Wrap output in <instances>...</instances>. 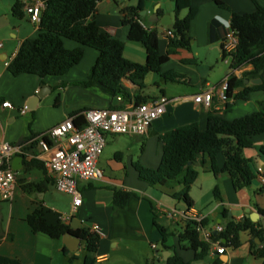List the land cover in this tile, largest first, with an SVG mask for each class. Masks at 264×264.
<instances>
[{
    "label": "crops",
    "instance_id": "obj_1",
    "mask_svg": "<svg viewBox=\"0 0 264 264\" xmlns=\"http://www.w3.org/2000/svg\"><path fill=\"white\" fill-rule=\"evenodd\" d=\"M17 0H0V101L12 102L15 109L0 108V141L20 144L31 135V130L37 134L45 133L51 126L63 121L74 111L82 109H113L114 105L129 107L133 102L120 99L116 104L113 98L105 94L99 87H84V81L98 58L99 52L91 47H85L81 62L72 67L63 76H48L42 78L34 74L14 76L8 70L10 63L26 38L38 36V26L26 13L23 18L13 14V5ZM28 2V0H20ZM138 0H102L96 12L90 19L95 20L100 29L125 43L124 57L132 62L145 64L147 52L145 46L128 38L129 27L122 23L125 7L136 5ZM234 11L244 14L255 9L252 0H222ZM197 8L191 24L193 37L191 49H180L161 67V72L175 70L183 75L187 86L175 89L177 82L166 81L158 73H149L143 95L157 98L166 96L171 101L166 105L164 114L155 119L144 136L121 135L108 138L107 146L100 157L99 165L104 171V177L92 181H81L79 187L83 195V203L73 212L72 196L59 191L45 169L34 167L28 171H17L18 182L11 200L0 199V255L17 258L24 264H75L82 262L84 243L77 253L65 255L62 239L53 238L45 233H34L26 217L40 202L50 222L62 220L73 229L91 228L99 224L103 235L96 252V264H164L168 258L177 252L192 264H215L219 259L223 264H264V257L252 255L250 252L251 235L248 232L240 234L238 247L227 246L224 253L212 249L201 260H194V251L187 240L181 239L186 222L182 218L183 211H193L204 217V227L215 234L217 225H224L227 219L240 221L250 217L256 210H264V191L259 169H263L264 155L260 147L264 146V134L252 137L253 145L244 150L246 157L256 161L258 177L251 186L236 190L227 173L218 176L212 172L211 161L206 157V163L199 168V176L193 183L190 195L192 207H188L183 199L172 196L181 187L174 188L151 186L139 178L134 162H140L148 168H157L163 154L161 135L180 126L198 122L202 130L207 127V117L210 110L225 112L228 119H235L252 114L264 107V92H251L247 100H236L230 110H225V101L220 98L222 85L233 77H240L243 72L253 69L251 64L240 68H232L231 61L222 59V42L231 28V13L219 7L214 0H192ZM174 0H147L145 24L149 28H157L160 33V52L165 53L169 42L166 32L169 27L162 24V19L170 17L174 22ZM157 17V18H156ZM26 21V22H25ZM28 22V23H27ZM29 22L33 29H29ZM68 48L79 45L66 41ZM78 44V43H77ZM203 50L208 52L202 53ZM148 80L149 84H146ZM64 83L66 86H61ZM180 83V82H178ZM124 84L136 92L140 87L129 79ZM175 84H177L175 86ZM248 84H253L250 80ZM48 85L51 90L49 98L57 101L58 115L54 118L42 119L44 111L40 103L36 104L33 113L21 115L19 109L27 107L37 91ZM175 86V87H174ZM213 89L214 96L211 106L197 103L194 96ZM150 98V99H152ZM40 115V118H39ZM31 129V130H30ZM110 147L108 155L105 150ZM37 148H34L36 150ZM220 167L224 157H218ZM47 177L48 187L43 190H28L26 184L40 182ZM218 185L221 198L214 195V187ZM115 189L132 191L133 195L126 207L117 212L113 209ZM166 210L174 211L171 217ZM226 210V214L223 211ZM69 217V218H66ZM154 218L163 226L167 233L166 244L172 249L163 247V235L154 226ZM76 219V220H75ZM76 224L77 228L72 225ZM12 237V238H11ZM202 239L203 235H201ZM156 245L155 248L152 245ZM170 251V254H167ZM72 254L80 258L69 261Z\"/></svg>",
    "mask_w": 264,
    "mask_h": 264
},
{
    "label": "trees",
    "instance_id": "obj_2",
    "mask_svg": "<svg viewBox=\"0 0 264 264\" xmlns=\"http://www.w3.org/2000/svg\"><path fill=\"white\" fill-rule=\"evenodd\" d=\"M30 1V0H28ZM45 4L41 12L36 38H26L18 52L8 65V70L14 76L20 74H34L42 78L48 76H63L72 67L79 64L84 57L85 47H91L99 52L98 58L92 66L87 78L80 82L84 87H99L105 94L122 97V101L139 104L149 100L150 96L143 95L141 89L145 87L144 80L149 73H158L169 82H185V75L169 70L161 72V67L180 49H191L193 37L191 24L197 8L192 0H174V22L169 30L173 36L168 35L169 42L165 53L160 52V33L157 28H149L145 24L142 12L146 8L147 0H138L136 5L125 7L122 23L129 27L128 38L141 42L147 52L145 64L132 62L124 57L125 43L104 32L95 20L90 19L96 12L102 0H42ZM222 9L231 13V28L238 37V46L232 54V68H240L251 64L253 69L245 71L240 77H233L228 81L226 90L225 110H230L236 100H247L251 92H264V0H252L254 11L240 14L234 11L222 0H214ZM26 2L17 0L13 5V14L18 18L25 16ZM65 39L79 44L76 48H68ZM222 59L228 54L221 45ZM129 79L140 87V90L132 92L124 84V79ZM261 78L259 84H246L244 80ZM61 86H66L64 83ZM240 87L244 89L240 90ZM122 105H114L113 109H120ZM90 109L77 110L71 113L76 125L81 128L84 123L83 113ZM31 130V129H30ZM28 140L41 134L31 130ZM264 134V107L252 113L235 119H228L225 112L210 110L207 117V127L202 130L198 122H193L171 130L159 139L163 142L162 159L157 168H148L140 162H134L139 178L148 182L151 186H163L181 189L172 194L174 198L183 199L188 207H192L193 199L190 190L199 176V166L206 163V157L211 161L212 172L215 176L227 173L231 178L233 187L241 190L252 185L258 177L256 161L246 157L244 150L253 145L252 137ZM260 153L264 155V146L260 147ZM223 155L224 164H218V157ZM34 167L45 169L44 163L38 159L24 161V170ZM50 179L26 184L28 190L43 191L48 187ZM264 191V186L262 187ZM214 195L221 198L218 185L214 187ZM134 192L115 189L113 196V209L115 212L124 209ZM38 206L27 215L26 221L34 233L42 232L53 238L62 239L67 232L77 235L84 243V255L82 264H96V252L100 242V236L90 228L73 229L70 224L58 220L50 222L43 205ZM226 210L223 211L226 214ZM264 214V210H261ZM154 226L163 235V247L172 249L166 244L168 233L154 218ZM203 220L202 224L205 225ZM197 222L188 220L181 239L190 243L194 251V260L203 259L212 249L211 243L202 239L200 231L196 228ZM248 232L251 235L250 252L252 255L264 257V226L261 220L253 221L250 217L240 221L227 219L224 229L216 235L212 234V240L220 241L226 249L227 246L238 247L241 243L240 234ZM12 238V237H11ZM65 255L70 251L63 247ZM80 258L72 254L70 262ZM0 264H24L17 258L0 255ZM149 264V263H148ZM164 264H192L185 260L177 252H173ZM215 264H223L219 259Z\"/></svg>",
    "mask_w": 264,
    "mask_h": 264
},
{
    "label": "built area",
    "instance_id": "obj_3",
    "mask_svg": "<svg viewBox=\"0 0 264 264\" xmlns=\"http://www.w3.org/2000/svg\"><path fill=\"white\" fill-rule=\"evenodd\" d=\"M45 4L42 0H30L24 10L30 19L38 24ZM173 36L171 30L166 32ZM3 44L0 43V46ZM238 46V37L230 28L223 40V49L228 54L226 61H231L232 54ZM9 64V63H8ZM228 82L221 88L220 98L226 100ZM214 96L213 89H209L194 96L197 103L211 106ZM122 100V97H118ZM171 100L166 96L152 98L139 104L132 103L129 107L120 109H90L83 113L85 123L79 128L73 116H68L63 121L51 126L45 133L36 138L26 140L20 144L0 141V199L11 200L18 182L17 171L13 169L12 162L17 155H23L24 161L38 159L44 163L47 176L54 182L55 187L72 196L73 212H76L83 203V195L79 187L81 181H92L104 177V171L99 165V160L112 135H138L144 136L155 119L166 111V105ZM0 108L15 109L12 102L0 101ZM27 107L19 109L24 115ZM34 148H37L34 150ZM260 178L264 186L263 169H259ZM171 217L174 211L166 210ZM69 218V217H66ZM182 218L185 222H197V230L203 235L204 240L217 248L218 253L226 250L220 241L212 240V232L202 224L204 217L193 211H183ZM91 231L99 236L103 235L99 224H94ZM224 225H217L216 231L220 232ZM153 248L156 245H152Z\"/></svg>",
    "mask_w": 264,
    "mask_h": 264
},
{
    "label": "water",
    "instance_id": "obj_4",
    "mask_svg": "<svg viewBox=\"0 0 264 264\" xmlns=\"http://www.w3.org/2000/svg\"><path fill=\"white\" fill-rule=\"evenodd\" d=\"M146 13H147V11L144 10L142 12V15L145 16ZM167 18L168 19H165V18L162 19V24L168 26L169 28H171L172 27V20H171L170 17H167ZM244 82L246 84H248L250 82V79L246 78L244 80ZM251 82L254 83V84H259V83L262 82V79L261 78L253 79V80H251ZM239 89L242 90V89H244V87H240ZM50 90H51V87L50 86H48V85L42 86L37 91L36 95L27 104V108L28 109H31V110L34 109L35 106H36V104L43 97H45V95L48 94V92ZM117 100H118V97L113 98L114 104H116ZM23 165H24V156L23 155H17L16 157H14L13 162H12V167H13L14 170H16V171L21 170L23 168ZM250 218L253 221L261 220L262 221V224L264 226V214L261 211L256 210L255 212H252L250 214ZM72 226L74 228H77V225L76 224H73ZM217 233L218 232L215 231V235ZM63 241H64L65 246L68 248V250L71 251V252H74V253H77L78 252V250L80 249L81 244H82V239L79 236H77V235H73L71 232H67L63 236ZM167 254H170V251H167ZM166 259H167V257H166Z\"/></svg>",
    "mask_w": 264,
    "mask_h": 264
},
{
    "label": "rangeland",
    "instance_id": "obj_5",
    "mask_svg": "<svg viewBox=\"0 0 264 264\" xmlns=\"http://www.w3.org/2000/svg\"><path fill=\"white\" fill-rule=\"evenodd\" d=\"M28 25H29L28 27H29L30 30L33 29V24H31L29 22ZM66 41H70V42L76 43V45H79V44H77V42L72 41V40H66ZM0 42H3V40L1 38H0ZM201 51H202V53L204 52V53L208 54V52L205 51V49L203 50V48H202ZM146 84H149L148 83V80L146 81ZM177 84H178V86H176ZM177 84H175V86H176L175 89H178V87H179V90H180L181 87H184V86H187L188 85L187 83H178V82H177ZM49 97H50V95L49 94H46L45 97L42 98V101L40 103V107L42 108L40 110V112H42V111L45 112L44 113V116L41 117L42 119H46V118L49 117L48 120H50L51 117L54 116V118H55L58 115V110H57L58 109V107H57L58 105H57V101L55 102V99L54 98H52V97L49 98ZM33 111H35V110L28 109L27 116H30L33 113ZM39 118H40V115H39ZM112 136H114V135H112ZM112 136H110V137H112ZM115 136H117V135H115ZM117 137L120 138V137H123V136L120 135V136H117ZM109 150H110V147H107L106 150H105L104 156L108 155ZM158 187H161V186L158 185ZM62 241H63V239H62ZM82 260H83V258H82ZM75 264H82V262L81 261H76Z\"/></svg>",
    "mask_w": 264,
    "mask_h": 264
}]
</instances>
